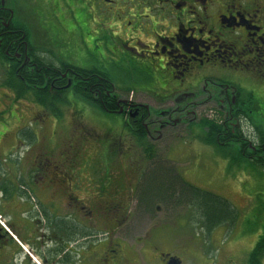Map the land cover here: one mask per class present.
<instances>
[{"label": "flooded vegetation", "instance_id": "af4514ba", "mask_svg": "<svg viewBox=\"0 0 264 264\" xmlns=\"http://www.w3.org/2000/svg\"><path fill=\"white\" fill-rule=\"evenodd\" d=\"M62 8L79 31L69 28ZM87 8L98 41L99 34L111 40L105 46L82 25L78 13ZM54 40H65L61 48L76 58L86 51L92 59L85 67L71 64L56 54ZM0 68V264H184L170 253L154 263L137 254L127 224L132 198L137 213L151 216L139 203L141 188L152 170L173 163L154 158L179 126L199 120L203 144L229 166L264 165V0H0ZM39 68H65L56 74L63 85L53 82L49 91L62 103L79 101L118 118L114 177L85 182L81 167L74 173L41 150L28 158L36 146L24 144L22 127L8 137V72L37 73L38 81ZM101 68L129 69L119 82ZM94 71L109 85L104 95L83 75ZM10 148L24 155L7 167ZM257 204L260 225L243 238L256 237L245 248L247 261L234 254L223 264H264V254L250 257L264 236V203Z\"/></svg>", "mask_w": 264, "mask_h": 264}, {"label": "rangeland", "instance_id": "374dc122", "mask_svg": "<svg viewBox=\"0 0 264 264\" xmlns=\"http://www.w3.org/2000/svg\"><path fill=\"white\" fill-rule=\"evenodd\" d=\"M29 11L33 12V10ZM61 11L67 16L69 28L79 31L78 24L68 16L71 10L62 8ZM82 11L78 15L83 19V27L89 29L91 40L102 46L111 42L108 36L101 34L98 41V34L94 29L96 17L92 9L87 8ZM23 17H26L25 13ZM86 17L91 21L86 20ZM41 30H46V27ZM60 41V43L53 41L57 44L56 54L60 51L59 58L80 67L88 65V61L92 59L88 56L91 55L90 53L87 54L85 51L80 60L70 53V50H63L61 48L63 45L60 44L65 40ZM101 69L120 82L125 80L123 72L129 68ZM3 76L4 68H0V82ZM145 78L148 79L147 76ZM144 83H148V80ZM6 96L8 106L5 124L10 131L8 137L15 136L22 127L24 144L27 139H31L32 146H36L28 158L33 159L38 150H41L42 153H47L55 164L63 163L64 167L75 168L74 173L81 167V176L84 179L88 178L85 182L101 181L115 176L120 158L117 137H114L115 133L112 129L118 118L107 116L99 109L82 102L77 103L69 99L73 97L70 94H67L69 100L55 104L58 113L37 105L32 99L16 102L13 93L8 90ZM198 121L195 120L189 127L179 126L170 130L166 139L161 142L164 147L158 149L157 157L153 156V158L158 162L166 159L173 163H161L158 170L151 169L152 173L159 174L154 173L156 177L152 179L154 183L150 186V191L154 189L156 183L162 182L164 191L167 189L171 183L168 170L172 168L174 173H178L188 184L230 202L236 209L237 221L232 227L225 225L208 231L199 223L198 212L194 213L187 205L177 207L174 202L166 205L161 201L154 204L150 210L151 216L145 218L137 213L136 205L134 206L135 198H132L130 203L133 211H130L127 220L130 226L128 242L134 246L137 254L149 256L153 263L160 253L178 256L184 264H218V262L223 264L234 254L240 258L239 261L244 259L246 262L250 252L249 250L246 252L245 248L249 245L248 242L253 243L256 239L253 236L247 242L243 238L260 225L255 212L257 203L260 201L264 203V168L229 166L215 149L203 144V131L197 125ZM31 134L34 135L33 139L30 137ZM8 145L13 146V143L8 142ZM14 148L8 149L3 157L7 161V167L14 160L15 154L20 157L24 155L20 150L16 153ZM14 176V173L6 175L9 178ZM210 214L214 219L219 213Z\"/></svg>", "mask_w": 264, "mask_h": 264}, {"label": "trees", "instance_id": "16d2710c", "mask_svg": "<svg viewBox=\"0 0 264 264\" xmlns=\"http://www.w3.org/2000/svg\"><path fill=\"white\" fill-rule=\"evenodd\" d=\"M64 69L65 68H39L40 77L38 81H36V79H38L36 78L37 73H23L16 77L13 72H8L6 87L8 90L13 92V94L16 96V99H32L37 105L46 109L49 108L51 109V111L58 113V109L55 108V104L60 103L61 101L59 100L61 99L57 94L52 96L49 91L50 86L53 82H56L55 84L58 85V87L63 85V80H59L61 82H58V80L56 79V77L58 76L56 74L60 70ZM83 75L91 80L89 86H94L93 90L100 91L102 95L105 94L106 88V90H110L109 85L106 82L98 81L94 77H92L96 75L95 71L92 73L85 72ZM47 78H51V80L46 82ZM102 78L106 79L105 76H102ZM45 82L46 85H44ZM43 86H45V89H39ZM75 91L79 94L78 88H76ZM205 142L207 144L211 143L209 138L208 140L206 139ZM261 167L264 168V165H262ZM168 171H170V175L168 177L170 178L169 180L171 181V183L168 185L165 191L163 182L159 184L156 183L157 186L155 185L154 189L150 191V186L154 183L152 179L156 177V174L158 175L159 173L154 172L156 173L155 175L154 173L151 174L153 177L150 175L149 178L147 177L145 179L141 188L142 195L139 199V203L141 204L143 209H148L150 211L154 204L159 201L165 203L166 205L169 204V202H174L176 203L175 206L177 207L187 205L188 208L197 210L196 213L198 212L200 215L199 223L206 227L208 231H212L213 229L224 224H233L235 222L237 218V212L235 207H233L230 202L217 195L200 190L188 184L186 181L181 180L179 176L177 177L172 169ZM152 192L155 193L152 194ZM213 212L219 213L214 219H212L210 216L212 215L210 213ZM263 254L264 236L257 244L250 257L252 259L258 256L260 257Z\"/></svg>", "mask_w": 264, "mask_h": 264}, {"label": "water", "instance_id": "95a60500", "mask_svg": "<svg viewBox=\"0 0 264 264\" xmlns=\"http://www.w3.org/2000/svg\"><path fill=\"white\" fill-rule=\"evenodd\" d=\"M178 264H180V263H178Z\"/></svg>", "mask_w": 264, "mask_h": 264}]
</instances>
